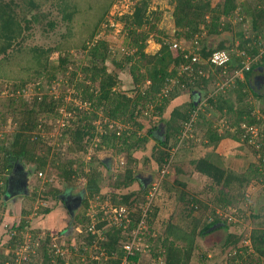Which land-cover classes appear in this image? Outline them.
<instances>
[{
	"label": "trees",
	"instance_id": "1",
	"mask_svg": "<svg viewBox=\"0 0 264 264\" xmlns=\"http://www.w3.org/2000/svg\"><path fill=\"white\" fill-rule=\"evenodd\" d=\"M111 2L112 0H51V5H55L60 12L59 20L49 19L43 23L45 15L41 11L42 0H0V79L8 83L9 89L7 102L4 108L0 109V197L7 193L8 177L13 167L21 168L23 163L30 164L29 171L35 173L56 168L59 171L58 176L66 181V185H73L78 174L84 176L85 189L90 197L101 191L100 180L103 175L98 164L106 167L107 164L103 160L97 159L96 163L85 171L82 161L64 159L59 152L54 151L49 143L50 139L45 138L47 131L52 129L51 121L62 116L65 121L62 123L63 128L58 141L61 145L65 143L69 151H85L92 142L97 150L109 149L115 155L125 156L122 171L118 172L109 184L111 187L109 194L113 205H125L130 210L129 220L124 228L119 225L109 229L104 228L106 219L99 220L94 225L96 231L92 233L88 230L90 223L86 224L83 216L78 217L77 224L86 232V243L84 248L83 245L79 246L77 258L81 260L80 256L84 255L87 261L83 264H96V259H89L86 246H91L93 241H97L98 246L94 252L106 253L109 257L108 262L121 264L126 256L127 264H139L140 248H133L132 252L127 254L124 252L123 244L129 240L131 230L140 220V206L148 203L146 224L139 235L149 246H153L152 243L155 245L161 243L162 248H157L153 253L156 264H190V257L197 248L195 241L197 236L205 237L216 224H219L217 227L224 229L231 224H237V221L232 220V215L220 217L215 209L219 208L227 214H236L235 206L241 199H245V189L249 184L251 182L264 184L262 117L264 107L260 113H256L254 105L246 100L250 91L247 80L254 67L264 64V55L254 61L249 70L244 71L243 80L240 78L236 80L235 101L224 92L212 96L210 93L207 98L210 109L227 117L230 126L218 132L209 121H206L208 123L204 134L207 138L206 143L214 146L223 138L239 140L244 135L241 141L252 147L254 153L259 156L258 163L249 164L252 169L246 168L242 172L233 170L230 166L222 167L209 155L190 160L194 170L209 179L207 191L211 192L213 206L209 207L194 197L185 198L186 193L183 190L161 179L160 184L165 186L167 191L176 192L177 199L183 204L180 209H184L181 215L183 220L180 218L176 221L172 220V216L175 215V209H172L161 235L157 234L156 219L158 221L159 215L165 214L166 209H162L158 202L153 204L155 196L149 197L147 193L151 185L149 189L142 188V182L135 176L131 164L136 161L133 152L149 141L147 136H153L157 143L151 151L150 159L157 164V169L175 159L176 155L173 156L170 149L172 147H178L177 150L183 149L179 144L182 141L180 140L182 123L188 121L191 113L196 111L194 104L196 94L193 93V89L197 87L207 91L210 80L211 66L204 60L192 62L193 53H190V50L201 43L199 52L202 57H206L213 49L226 48L222 42L216 48L207 47L203 42L204 38L199 35L203 29L206 35H218L223 30L230 29L232 18L237 17L233 30L239 40L237 47L244 51V54L233 55L230 69L241 67V61L246 54L255 56L258 53L259 41L264 38V0L240 2L216 0L214 3H211V0H176L173 17L175 26L180 29L176 34L191 39L190 48L177 44L173 49L174 42L159 38L157 42L160 47L152 54L145 52L144 49L159 17L154 14V22L151 21L147 13L148 1L143 0L135 6L131 14L121 17L124 20L125 36L122 47L124 55L120 60L109 58L111 51L107 42L96 38L100 23L104 20ZM59 21L64 24V30L58 33L60 41L53 46L25 41V32L31 30L33 26L39 25L40 30L49 36L48 33L56 28ZM71 45L83 52L86 51L84 54L87 57L86 62L79 63L76 69L83 77L77 82L76 92L72 94L80 101L79 104L72 99L66 100L64 90L59 95L50 91L60 79L73 83L77 78L78 71L70 70V64L75 61L69 51ZM54 52L57 53L56 60L51 59ZM126 65L136 89L132 96L120 91L119 88L121 81L118 73L124 71ZM186 65L192 66V69H181ZM171 79L175 80L174 88L163 94L162 90ZM27 84L33 85L34 94L31 97L23 93ZM178 90H183L184 95L188 93L190 98L171 108L169 118L165 121L164 137H158L153 133L156 128L154 124L146 130L147 136H139L138 129L144 127L139 119L143 108H147L148 104L152 105L156 110L153 115L158 116L159 121H163L161 116L169 102L178 97L176 96ZM252 94L264 100V91L261 94L252 91ZM234 104L238 106L235 107ZM63 107L65 115L60 112ZM99 116L102 119L101 127L97 129L94 121ZM201 116L203 120L204 114ZM8 121L12 124L11 131L4 129ZM119 123L125 126L133 125L135 129L132 130L130 127L118 129ZM197 124L203 125L202 122ZM250 125L258 129L256 140L258 148L253 147V143L249 141L251 134L246 132V126ZM230 127H234V130L231 131ZM134 180L139 182V188L128 189ZM173 182L176 185H183L181 181L175 179ZM58 190L49 189L43 192L57 198ZM63 197L64 195L59 199L64 205L63 208L67 213L71 212L65 205ZM81 204L84 209L87 207L88 196ZM139 204L141 205L138 207ZM50 210L49 207H45L42 212L48 213ZM207 210L211 214L208 218L204 214ZM28 213L29 210L25 211V214ZM250 215L255 226L248 235L249 245L243 246L242 250L239 249L238 243L242 241V235L236 231L228 232L224 239L223 249L229 248V253L231 250L233 252L227 257L226 264L264 263V205ZM186 223L188 224L185 225ZM27 226L28 222L21 219L14 227L16 231L6 243L11 249L8 254L0 251V264H14L12 250L22 242V232ZM48 240L45 238L40 251H37L42 258V264H56L55 260L59 264H64L65 259L53 254L51 251L53 247L47 245ZM32 263L30 261V264Z\"/></svg>",
	"mask_w": 264,
	"mask_h": 264
},
{
	"label": "rangeland",
	"instance_id": "2",
	"mask_svg": "<svg viewBox=\"0 0 264 264\" xmlns=\"http://www.w3.org/2000/svg\"><path fill=\"white\" fill-rule=\"evenodd\" d=\"M142 1L143 0H112L110 3L108 12L104 17V20L100 23L96 35V38L99 37L107 42L111 51L109 58L114 57L120 60L123 57L124 50L122 47L125 31L123 29L124 20L121 17L131 14L135 6L140 4ZM146 1H148L147 13L151 21L154 22V14H157L159 19L155 22L156 25L154 32H151L147 39V45L144 49L145 52L151 54L156 52L160 47V44L157 42L159 38H162L164 41L176 42L178 45L183 47H190L191 39H186L182 35L177 36L176 34V32L180 30L175 26L173 17L176 0ZM215 1L216 0H211V3H214ZM237 1L240 2V0ZM57 9L58 8L55 5H51V0H42L41 11L45 15V18H43L45 20L42 22L44 23L49 19L54 21L59 20L60 12ZM236 20L237 17L232 18L230 22V24H232L230 29L223 30L218 35H206L205 29H203V32L199 35V37L204 38L203 42L207 44V47L216 48L218 44L222 42L226 48L233 51H240L237 47L239 40L233 30V25ZM63 30L64 24L59 21L56 28L51 30L50 33H48L50 35L47 36L46 32H42L40 30L39 25H35L31 30L29 29L25 32V41L41 43L45 46H53L60 41L58 33ZM161 33H164V35ZM79 42L80 41H78V43ZM72 45L69 46V48L72 47ZM201 46L202 45L200 43L197 47L200 49ZM260 46H264V39L261 41ZM172 48L175 49L174 47ZM69 51L72 56L71 58L75 60L72 64H70V70H76L79 63L86 62L87 57L84 54L86 51L83 52L82 50L74 47H72ZM51 59L56 60L57 53H52ZM210 68V80H208V86L206 88L207 91L200 90L197 87L193 89L194 91H198L200 93V96L196 98V112L193 111V114L191 113L194 120L191 124L188 121L182 123L180 135V140L182 141H180L179 144H181L183 149L181 148L182 150H177L178 147H172L170 149L173 156L176 155V157L168 165L164 164L163 167H166L165 173H160L161 169L158 170L157 164L150 159L151 151L157 141L153 136H147L146 130L154 124L156 125V128L153 133L156 136L163 138L166 132L165 121L169 118L171 108L176 104L179 105L181 102L184 103L188 101L190 98L189 94H182L183 90L177 91L176 96L178 97L169 102L167 108L161 116L164 119L163 121H159L158 116L153 115L156 110L149 104L147 108H143V115L141 114L139 118L144 127L140 130L138 129V134L139 136H147L149 141L133 152L136 161H133L131 164L134 167L135 176L142 182V188L147 189L150 185H155L157 187L156 190L152 187L150 189L148 188L149 191H151L150 193H154L155 196L153 204L158 202L162 205V209H166V213L160 214V219L158 218V221L156 219V233L159 235H161L166 221L169 220L168 216L170 211L175 209V215L174 217L172 216V220L176 221L180 218V220H183L181 215H183L182 210L184 209H180L183 204H181L182 201L177 199L176 192L174 190H172V192L167 191L165 186L160 184L161 179H165L170 185L177 187L179 190H183L186 193L185 198L194 197L195 199L205 202L209 207H211L213 206L212 195L210 194L211 192L209 193L207 191L209 179L194 170L193 165L190 163L191 159L209 155L212 159L215 158L222 167L225 168L226 166H230L233 170H237L239 172L244 171L246 168L249 170L252 169V166H249L250 163H258L259 156L254 153V149L241 141V139L244 138V135L241 136V139L239 140L227 137L223 138L214 146L213 144L206 143L207 138L204 137L205 130L208 125L206 121H209L210 125L215 127L218 132L227 129L228 126H230L227 117L210 109L211 107L207 103L208 96L210 93H212V96L219 95L224 92L227 97H232V100L235 101V82L238 78L242 80L244 79V73H235L233 68L226 69L224 71L225 73H222L217 67ZM127 70L128 66L126 65L124 71L121 70L118 73L121 81L119 88L120 91H125L128 95L132 96L136 92V89ZM67 74L69 75V73ZM81 75L82 73L78 71L77 78L73 81V83H68L64 78V80L60 79L58 83L50 89V91L59 95L64 90L66 92V100L72 99L79 104L80 101L74 98L72 94L76 92L75 87L77 86L76 84L79 79L83 78ZM224 78H228L230 80V84H226L225 87H220L219 89L217 83H220ZM171 80L172 81L167 84V89L174 88V79ZM247 82L250 91H248L249 95L246 100H249L250 103L254 105L256 113H260L259 111L264 107V100L258 99L252 94V91L257 94H261L264 91V64L257 65L252 69L251 76L248 78ZM63 86L65 87L64 89ZM7 87L8 83L5 80L0 79V109H3L5 103L7 102L6 98L9 91ZM23 93L26 96L31 97V95L34 94L33 85L27 84V88H25ZM234 105L235 107L238 106L237 104ZM63 109L64 107L60 109V112L62 111V115H65ZM201 114H204L203 120L201 118ZM101 120L102 119L99 116V118L94 121L97 129H100L101 127ZM64 121L65 120L62 119V116L56 120H52V129L47 131L45 138L50 139L49 143L53 146L54 151L59 152L64 159L82 161L85 171H88L91 167L90 165H94L97 159L103 160L105 164H107L106 167L98 164V167L103 175L100 180L101 191L94 197H90L85 189L84 176L78 174L75 177L73 185H66V181L58 176L59 171L56 168L42 171V173H35L34 171H29V168H31L30 164L23 163L22 171L27 173V192L19 193L13 188L10 190L13 194L6 197V194L4 193L3 196L0 197V251L8 254L11 248L6 246V243L11 238V235L15 233L16 229H14V227L21 219L28 222V226L22 232V242L19 246L12 250L14 253V264H30V261L33 262L32 264H42V258L40 254H37V251L41 249L45 238L49 239L47 245H49L50 248H61V254H56L53 250H50L54 255L63 257L65 259L64 264H69L71 262V264H83L87 261V257L82 254V256H80L82 258L81 260L77 257L79 255V246L83 245V248L85 246L86 232L83 231L77 224L78 217L81 218L83 216L86 220V224L91 222L96 224L99 220L106 219L107 222L105 223V229L120 225L119 223L114 222V220L113 222L110 221L111 217L109 215V206L113 205V203L110 199L109 192L111 187L109 184L115 179L118 172L122 171L123 166L125 165V156L115 155L109 149L97 150L92 142L88 145L85 151H69L65 143H62L61 145L58 141L61 136L63 128L62 123H64ZM198 122H202L203 125H198ZM110 125H113L112 121L110 122ZM117 127L118 129H124L125 127H130L132 130L135 129V126L133 125L129 124L125 126L122 123L117 124ZM4 129L7 131L12 130L11 121L7 122ZM230 130L233 131L234 127H230ZM257 139L258 136L252 139V141H254L252 142L253 147L256 148H258V144L256 143ZM157 149H159V147ZM146 158L148 159L146 160ZM174 179L179 182L181 181L183 185H176L175 182H173ZM45 182L47 184H45ZM138 188L139 182L134 180L128 189ZM49 189H59L57 198L50 197L47 193L43 192ZM245 190V199H241L235 206L236 214H227L219 208L215 209V212L218 213L220 217L232 215V220L237 221V224H231L226 229L217 227L215 230L213 227L212 231L205 237L197 236L195 240L197 248L193 251L190 257V264H226L227 257H229L231 253L233 254V252L231 250V253H229V248L223 249L222 245L227 233L231 231H236L242 235V241L238 243L240 250H242L243 246L249 245L248 235L250 234V230L255 226L250 214L259 210L260 207L264 205V184H255L251 182ZM149 191H147V193H149ZM62 195L70 197L81 195L80 200H84V198L88 196V205L84 209L82 204L79 203L78 205L71 207V212L67 213V210L63 208L64 205L59 200ZM140 205L141 204H139L138 207ZM45 207H49L51 209L50 212H42ZM28 210L29 213L25 214V211ZM195 213L196 211L194 214ZM204 214L206 218L211 215L208 210L205 211ZM132 231L133 230H131L130 234ZM160 244V242L156 245L155 243H152L153 246H149L146 241H141L138 245L141 250L139 264H156L153 253L157 248H162ZM96 246H98L97 241H93L91 246H86L88 256L90 257L88 258L96 259V264H112L108 262L109 257L106 253L96 254L94 252ZM249 250L252 249L249 248ZM55 261L56 264H59L57 263V260ZM236 261L239 260L236 259Z\"/></svg>",
	"mask_w": 264,
	"mask_h": 264
},
{
	"label": "built area",
	"instance_id": "3",
	"mask_svg": "<svg viewBox=\"0 0 264 264\" xmlns=\"http://www.w3.org/2000/svg\"><path fill=\"white\" fill-rule=\"evenodd\" d=\"M263 39L264 38H261V40L259 41L258 53L255 56H251L249 54H246L245 57L241 61L242 66L239 68H234L235 73H244V71L249 70L252 63L264 55V46L263 47L260 46L261 41ZM172 46L176 47L177 43L174 42ZM199 50L200 49L198 47H195L194 49L190 50L191 51L190 53H193L192 57H191L192 62H198L200 60H202V61L204 60L211 67L219 68L222 73H225L224 71L226 69H230V64H231L233 55H235V54L236 55H243L244 54V51H241V50L240 51H237V50L233 51V50H230L228 48H216V49H213L208 55H206V57H202ZM187 68L192 69V66L186 65V66L181 67V69H187ZM232 76H234V75H232ZM171 81L172 80H170V82ZM174 82H175V80H174ZM217 84H218V88L220 89V87H225L226 84H230V80L228 78H224L220 83H217ZM167 91H168L167 88L162 90L163 94H166ZM192 117H193V115H191L190 119L188 120V122H190V124L194 120V118H192ZM262 117L264 119V115ZM246 132H249L251 134L250 142H254V141H252V139H254L256 136H258L257 127H255L254 125L246 126ZM163 166L160 170V173L161 172L165 173V171H166V167H163ZM151 187L155 190L157 189V187L155 185H151ZM150 192L151 191H149V193H148L149 197L154 195V193L152 194ZM140 209H141L140 220L136 223V226L133 228V231L130 235L129 240L123 244L124 252L127 254L131 253L133 248L138 249L139 248L138 245L142 241L141 237L139 235V232L141 229H143L145 227V224H146L145 221H146V217H147L148 203L141 205ZM129 213H130V210L124 205H119V206L110 205L109 206V215L111 217L110 221L113 222V220H114V222L119 223L120 226H122V227L126 226L127 221L129 220V218H128ZM94 225L95 224H93L91 222L88 226V230H90L92 233L96 231V229L94 228ZM60 250H61V248H59V247H56L55 249H53V251L56 254H61ZM121 264H127L126 256L123 258Z\"/></svg>",
	"mask_w": 264,
	"mask_h": 264
},
{
	"label": "flooded vegetation",
	"instance_id": "4",
	"mask_svg": "<svg viewBox=\"0 0 264 264\" xmlns=\"http://www.w3.org/2000/svg\"><path fill=\"white\" fill-rule=\"evenodd\" d=\"M24 177H23V173L21 171V169L19 168V166H15L13 167V171L10 174V176L8 177V182L11 181V189H16L17 192L21 193L23 190V186H21L22 182H24ZM8 185V184H7ZM77 196H81V195H77ZM77 196H64L63 198H65V205L67 206L68 209H71V207L75 206L78 201L79 198H76ZM82 201V200H81ZM81 203V202H80Z\"/></svg>",
	"mask_w": 264,
	"mask_h": 264
},
{
	"label": "water",
	"instance_id": "5",
	"mask_svg": "<svg viewBox=\"0 0 264 264\" xmlns=\"http://www.w3.org/2000/svg\"><path fill=\"white\" fill-rule=\"evenodd\" d=\"M193 93L194 94H196L195 95V97H194V104H196V98L198 97V96H200V93L198 92V91H193ZM21 171H22V166H21ZM22 173H23V177H24V182H22V184H21V186H23L22 188H23V190H22V193H26L27 192V183H28V181H27V173L25 172V171H22ZM10 187H11V181H9L8 182V186H7V193H6V197L7 196H10L11 194H13V192H11L10 191ZM76 198H79V201H78V203L76 204V205H78L79 203H80V196H77ZM219 224H216V225H214V227H217ZM213 228V227H212Z\"/></svg>",
	"mask_w": 264,
	"mask_h": 264
},
{
	"label": "crops",
	"instance_id": "6",
	"mask_svg": "<svg viewBox=\"0 0 264 264\" xmlns=\"http://www.w3.org/2000/svg\"><path fill=\"white\" fill-rule=\"evenodd\" d=\"M231 139V138H230ZM215 159V158H214Z\"/></svg>",
	"mask_w": 264,
	"mask_h": 264
}]
</instances>
